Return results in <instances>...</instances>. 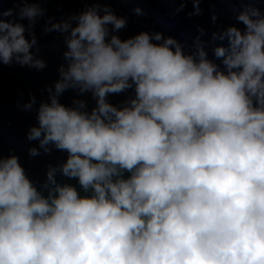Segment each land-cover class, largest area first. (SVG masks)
Segmentation results:
<instances>
[{
    "label": "clouds",
    "instance_id": "clouds-1",
    "mask_svg": "<svg viewBox=\"0 0 264 264\" xmlns=\"http://www.w3.org/2000/svg\"><path fill=\"white\" fill-rule=\"evenodd\" d=\"M46 2L0 0V68L46 67L33 52ZM84 2L45 22L64 35L66 63L27 132L30 156L66 159L40 184L0 152V264H264V0H239L211 56L202 28L190 52L159 31L122 38L110 0ZM179 2L192 16L204 0ZM67 90L95 105H66Z\"/></svg>",
    "mask_w": 264,
    "mask_h": 264
},
{
    "label": "water",
    "instance_id": "water-1",
    "mask_svg": "<svg viewBox=\"0 0 264 264\" xmlns=\"http://www.w3.org/2000/svg\"><path fill=\"white\" fill-rule=\"evenodd\" d=\"M19 5L4 3L3 7L16 8ZM93 6L84 0H47L40 7L45 9L43 17L37 18L33 31L35 32L37 44L33 52L38 58L46 62V67L36 70L21 67L15 63L11 66L0 68V152L4 156L18 154L28 175L34 182L42 184L46 179V172L50 166H58L67 154L53 149L51 154H46L41 149L40 155L32 157L28 154L31 147H39L38 141H28L27 132L36 123V107L41 100L47 99L46 89H54L55 82L59 77V67L66 62L63 52L66 50L64 35L58 32H45V22L51 18L53 22L67 18L74 13H79L87 7ZM105 4L101 3L103 8ZM109 6L118 16L126 17V26L119 31L122 38L135 35L147 30L149 32H163L164 36H174L184 46L185 51H195L194 41L200 34L199 29L204 30L201 37L206 42L211 56V36L213 32L226 29L232 24H237L236 12L246 5L239 0H204L200 4L201 13L189 16L194 12V6L188 2L179 13L176 9L180 7L179 0H110ZM264 7V5H261ZM140 7L144 10L143 15L136 14L133 10ZM215 12L217 20H212ZM23 23L27 24L25 20ZM243 27V25H240ZM29 38H31L29 36ZM39 48V52L36 49ZM35 95L37 104L33 110L23 111L22 107L29 100L30 95ZM131 91L110 95L109 100L114 104H120L131 96ZM87 101L88 109L95 105L91 93L83 96L74 90H67L61 95V101L71 105L73 100ZM58 180L77 184L76 180H67L58 175ZM78 187V184H77Z\"/></svg>",
    "mask_w": 264,
    "mask_h": 264
}]
</instances>
